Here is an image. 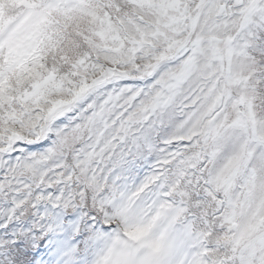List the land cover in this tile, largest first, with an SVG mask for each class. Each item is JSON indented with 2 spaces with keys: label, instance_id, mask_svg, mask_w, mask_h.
<instances>
[{
  "label": "snow or ice",
  "instance_id": "6c2138e0",
  "mask_svg": "<svg viewBox=\"0 0 264 264\" xmlns=\"http://www.w3.org/2000/svg\"><path fill=\"white\" fill-rule=\"evenodd\" d=\"M0 264H264V0H0Z\"/></svg>",
  "mask_w": 264,
  "mask_h": 264
}]
</instances>
